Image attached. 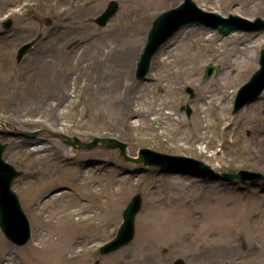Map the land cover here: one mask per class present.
<instances>
[{
  "label": "rangeland",
  "instance_id": "rangeland-1",
  "mask_svg": "<svg viewBox=\"0 0 264 264\" xmlns=\"http://www.w3.org/2000/svg\"><path fill=\"white\" fill-rule=\"evenodd\" d=\"M110 1L0 0V119L22 132L45 130L34 138L0 133L7 143L3 159L23 172L12 188L32 233L19 247L0 231V264H170L177 258L264 264L263 179L227 182L164 172L126 161L118 150L73 148L59 137H110L127 143L129 156L149 148L197 158L220 173L264 175V92L232 114L236 92L259 67L264 31L222 36L187 25L153 58L148 79L138 81L135 65L152 21L183 0H115L117 14L98 26L94 19ZM192 1L225 17L264 18V0ZM6 19L9 30L2 27ZM36 35L37 43L17 62L18 48ZM255 42L253 64L235 78L229 105L195 106L201 97L221 96L219 84L211 94L204 91L232 70L227 51ZM208 64L220 70L206 79ZM184 105L193 110L190 117L180 111ZM135 194L142 206L134 238L100 255ZM174 219L182 224L173 226ZM218 231L226 233L218 237ZM166 233L176 236L150 239L151 248L137 250L142 234ZM222 247L221 256L205 257Z\"/></svg>",
  "mask_w": 264,
  "mask_h": 264
},
{
  "label": "water",
  "instance_id": "water-1",
  "mask_svg": "<svg viewBox=\"0 0 264 264\" xmlns=\"http://www.w3.org/2000/svg\"><path fill=\"white\" fill-rule=\"evenodd\" d=\"M118 8L119 5L117 2L110 1L105 10L94 20L95 23L101 27L105 26L117 13ZM47 23H49V21ZM194 23L217 29L222 35H227L236 30L248 32L264 31V19L259 17L255 18L253 21L237 15H229L228 18H224L218 14L200 9L192 0H184L178 7L163 12L152 22V26L147 35L146 44L136 63L135 79L145 81L150 71L152 58L159 51L161 46L181 27ZM10 26L11 21H7L3 24L5 29H9ZM39 37L40 35L19 48L17 61L23 58ZM259 65V69L254 72L248 82L238 90L234 100L232 114L238 113L246 105L258 100L261 93L264 91V49L260 52ZM214 70L218 71L219 67H214L212 65L207 66L204 78H208ZM188 92L190 96H193L191 89H188ZM180 110H184L188 117L191 114V108L188 105L182 106ZM43 132H45V130L29 133H11V135L15 137L24 136L26 138H34ZM59 137L66 145L72 146L73 148L91 150L103 146L107 149H118L120 155L126 161L142 164L145 167H158L164 172L183 173L209 180L222 178L227 182L236 180L241 182L256 181L259 179L264 180V175L258 172L239 170L235 173H220L213 170L211 166L205 164L201 160L182 155L161 153L148 148H142L138 151L137 155L129 156L127 154V143L121 142L115 138L95 137L90 142L81 143L77 137H74L73 140L69 136L63 134H60ZM6 146V143H0V230L9 242L17 246H23L31 239L30 223L21 206L18 195L11 188L14 179L22 173L3 160L2 155ZM141 205V195H133L130 202L122 211V223L115 237L99 248L100 255L110 254L132 241L135 235V218L141 209ZM94 264H99V262L95 261ZM171 264L186 263L183 259L177 258Z\"/></svg>",
  "mask_w": 264,
  "mask_h": 264
},
{
  "label": "bare ground",
  "instance_id": "bare-ground-1",
  "mask_svg": "<svg viewBox=\"0 0 264 264\" xmlns=\"http://www.w3.org/2000/svg\"><path fill=\"white\" fill-rule=\"evenodd\" d=\"M213 34L208 33V38H212ZM257 44V45H255ZM255 44L249 45V46H244L241 48H231L227 52L229 56L233 58L232 62V70L228 72L229 70L223 72L221 75V78H218L215 81H211L207 84L206 86V91H204V94H211L209 91V88H212L213 85L219 84L221 87V92L219 95L220 97H211V96H206V97H201L197 101H194L195 106H203V107H227L230 103V98L232 95V91H230L232 88H234L236 84L235 78L239 75L243 74V68L248 67L249 65L253 64L254 60V55H253V50L255 49L256 46H258V42H255ZM172 91V90H171ZM173 103V102H171ZM261 170V169H260ZM182 224L180 220L174 219L173 220V226L175 225H180ZM225 231H218L215 233L218 237H222L225 235ZM170 236H176V234H162V235H147V234H142V242L138 244L137 250H145L147 248H151L153 245L150 244V239L153 242H162L165 241L168 237ZM224 249L222 248H216V252H210L206 254L205 257L210 258L214 256H221L222 253H224ZM203 255V254H201ZM204 257V258H205Z\"/></svg>",
  "mask_w": 264,
  "mask_h": 264
},
{
  "label": "flooded vegetation",
  "instance_id": "flooded-vegetation-1",
  "mask_svg": "<svg viewBox=\"0 0 264 264\" xmlns=\"http://www.w3.org/2000/svg\"><path fill=\"white\" fill-rule=\"evenodd\" d=\"M13 130H10V131H8V132H12ZM0 133H1V131H0ZM3 133V132H2ZM4 133H6L5 131H4Z\"/></svg>",
  "mask_w": 264,
  "mask_h": 264
}]
</instances>
